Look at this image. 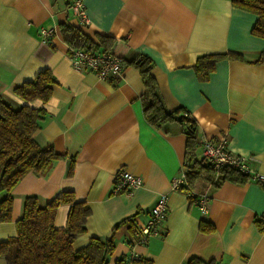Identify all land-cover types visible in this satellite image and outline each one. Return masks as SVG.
<instances>
[{
  "label": "crops",
  "instance_id": "obj_1",
  "mask_svg": "<svg viewBox=\"0 0 264 264\" xmlns=\"http://www.w3.org/2000/svg\"><path fill=\"white\" fill-rule=\"evenodd\" d=\"M72 1L0 0V97L20 107L25 102L14 88L48 69L54 78L50 98L27 105L45 111L35 142L63 157L45 176L28 173L13 187L11 220L0 223V242L16 235L26 197H35L43 207L59 192L71 191L75 201L89 208L84 231L71 248L78 251L91 238L112 237L107 264H121L131 252L141 256L140 264H188L192 259L264 264V226H259L264 191L259 184L205 187L201 192L210 196L205 214L186 190L171 191L170 181L183 166L182 127L167 123L155 128L145 120L143 84L134 66L123 62L120 76L106 79L74 70L59 31L63 23L77 26L95 42L98 35L119 41L128 49L126 60L149 57L164 108L181 107L196 123L197 157H202L204 141L226 138L229 150L264 177V63L258 61L264 39L251 34L257 16L233 7L231 0H82L88 24H81ZM40 28L54 30L49 44L39 41ZM228 51L242 59H223L207 79L198 78L193 65L199 57ZM70 159L74 168L68 177ZM120 169L141 178L142 186L114 194ZM160 194L167 196L166 219L157 227L162 235L133 244ZM68 209L57 208L56 229H65ZM0 264H6L2 257Z\"/></svg>",
  "mask_w": 264,
  "mask_h": 264
},
{
  "label": "trees",
  "instance_id": "obj_2",
  "mask_svg": "<svg viewBox=\"0 0 264 264\" xmlns=\"http://www.w3.org/2000/svg\"><path fill=\"white\" fill-rule=\"evenodd\" d=\"M231 4L257 16L251 34L264 39V0H231ZM59 31L70 50L82 49L93 53L102 48L103 51L118 55L123 62L138 69L143 84L140 100L145 120L155 128H161L167 123H177L186 137L183 159V165L186 166L185 184L179 189L187 191L190 201L196 202L197 199L190 193H202L205 187L216 188L223 182L242 184L254 181L264 191V180H254L250 175L228 166H221L216 171L205 157H197L196 123L181 107L173 111L164 108L157 94L155 79L151 75L153 63L149 57L136 55L126 60L128 49L119 41L98 35L95 42L77 26L63 23L59 25ZM223 59L241 60L242 55L228 51L199 57L193 65L198 78L207 79L216 63ZM258 61L264 63V52L260 53ZM53 84V76L45 69L32 80L14 88V94L25 104L13 108L0 97V193H3L0 199V223L11 220L13 187L28 173L45 176L53 162L63 158L35 142L33 134L44 119L45 111L27 105L35 100L47 102ZM73 168L74 159H70L68 177L73 174ZM61 205H67L69 208L64 230L54 227L55 213ZM88 215L87 205L75 201L71 191L59 192L43 207L38 205L35 197L28 196L23 202L22 216L15 223L16 235L0 242V257L6 264H107V258L114 250L112 237L107 240L91 238L87 245L78 251L71 248L76 236L84 231ZM259 226L263 228L264 223L260 221ZM210 229L201 226L203 231ZM188 264L214 263L192 259Z\"/></svg>",
  "mask_w": 264,
  "mask_h": 264
},
{
  "label": "built area",
  "instance_id": "obj_3",
  "mask_svg": "<svg viewBox=\"0 0 264 264\" xmlns=\"http://www.w3.org/2000/svg\"><path fill=\"white\" fill-rule=\"evenodd\" d=\"M71 10L78 16L81 24H88L85 15L84 5L82 0H73L70 6ZM54 30L50 28H40L38 31L39 41L43 44H49L53 38ZM71 66L76 71H87L95 74L99 79L108 77L120 76L123 69V60L112 52H87L82 49H71L69 54ZM201 155L205 157L216 171L221 166H228L238 171L248 174L252 179L264 180L263 176L253 173L247 163V159L243 156L233 153L228 148V141L222 138L217 141L206 140L201 145ZM186 166H182L180 174L173 177L170 181V190L176 191L185 184L184 174ZM141 178L123 170H118L114 175L112 192L114 194L129 193L142 186ZM195 196L196 206L198 210L205 214L210 196L207 192L190 193ZM167 215V196L160 194L155 205L151 209L146 222L137 233L136 239H131L133 244H144L151 236H161L162 233L157 231V227L164 222ZM264 223V218L262 219ZM141 256L131 252L125 255L121 264H140Z\"/></svg>",
  "mask_w": 264,
  "mask_h": 264
}]
</instances>
